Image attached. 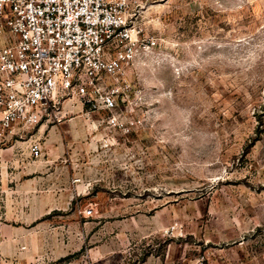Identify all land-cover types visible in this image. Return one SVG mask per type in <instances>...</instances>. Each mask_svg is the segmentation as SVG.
Instances as JSON below:
<instances>
[{
    "label": "rangeland",
    "instance_id": "1",
    "mask_svg": "<svg viewBox=\"0 0 264 264\" xmlns=\"http://www.w3.org/2000/svg\"><path fill=\"white\" fill-rule=\"evenodd\" d=\"M137 23L157 44L118 74L116 124L69 96L0 144L2 264H264V0Z\"/></svg>",
    "mask_w": 264,
    "mask_h": 264
},
{
    "label": "built area",
    "instance_id": "2",
    "mask_svg": "<svg viewBox=\"0 0 264 264\" xmlns=\"http://www.w3.org/2000/svg\"><path fill=\"white\" fill-rule=\"evenodd\" d=\"M154 1L0 0V144L24 137L69 96L116 124L126 86L118 74L157 44L137 23ZM29 147L42 155L38 140Z\"/></svg>",
    "mask_w": 264,
    "mask_h": 264
},
{
    "label": "crops",
    "instance_id": "3",
    "mask_svg": "<svg viewBox=\"0 0 264 264\" xmlns=\"http://www.w3.org/2000/svg\"><path fill=\"white\" fill-rule=\"evenodd\" d=\"M12 226H9L6 223L0 222V259H2V255L7 253V246L9 241L12 242L14 240V235L18 234V231L15 230ZM18 236H15V241L17 240Z\"/></svg>",
    "mask_w": 264,
    "mask_h": 264
}]
</instances>
